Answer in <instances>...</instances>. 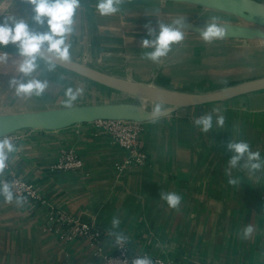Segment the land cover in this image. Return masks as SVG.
<instances>
[{"label": "crops", "instance_id": "1", "mask_svg": "<svg viewBox=\"0 0 264 264\" xmlns=\"http://www.w3.org/2000/svg\"><path fill=\"white\" fill-rule=\"evenodd\" d=\"M126 1L122 0L118 13L94 18L92 10L99 13L96 7L88 8L89 3L83 6L86 0H80L68 43L80 39L87 55L101 58L102 65L125 68L122 75L149 80V85L162 91L184 89L185 93H178L182 96L225 90L264 78V21L250 12L221 3L224 0ZM252 1L264 9V0ZM175 3H197L207 18L204 26L216 17L226 36L205 42L200 37L204 26L194 27L191 21H184L186 33L181 46H172L166 57L154 63L144 58L151 49L142 48V41L149 38V30L159 31V22L174 19L170 13L165 19L146 18L147 13ZM29 12L32 17L33 11ZM30 29L45 30L32 22ZM13 47L0 49L8 57L7 63L0 61V117L67 109L62 106L61 85L69 81L83 90L74 108L110 104L143 111L151 119L140 134L148 164L123 171L115 168L125 152L88 123L17 131L19 141L15 145L19 151L10 158V168L36 185L45 204L30 202L19 207L0 197V264H101L97 250L87 240L65 243L51 233L48 223L52 210L106 233L122 232L131 253L175 264H264V169L255 174L230 169L232 154L226 148L230 139L243 140L264 158V90L222 101L175 106L159 100L144 101L119 90L110 93L100 83L83 81L59 68L48 71L46 61L40 58L33 78L47 79L48 90L41 97L25 100L14 96L15 89L9 87L12 79H24L16 71L20 62L17 51H9ZM157 102L165 111L153 117ZM210 112L213 128L203 133L193 118ZM218 114L225 117L223 127L215 124ZM68 151L81 160V168L53 171L52 165ZM229 174L240 183L230 185ZM0 179L7 180L6 172ZM160 192L181 194L180 210L170 209L159 198ZM113 217L120 220L115 230L111 227ZM248 224L254 231L250 238L242 239ZM109 245L104 243L105 249Z\"/></svg>", "mask_w": 264, "mask_h": 264}, {"label": "clouds", "instance_id": "2", "mask_svg": "<svg viewBox=\"0 0 264 264\" xmlns=\"http://www.w3.org/2000/svg\"><path fill=\"white\" fill-rule=\"evenodd\" d=\"M22 3L31 5L34 15L31 22L38 28H45L43 32L31 30L29 23L25 22L24 16L8 15L0 22V49H5L9 45H13L17 49L19 64L17 72L24 79H12L9 87L15 89L18 97L31 98L41 97L48 90V80L33 78V74L38 70V59L42 56V51L46 52L51 59L46 58L47 70L53 71L56 68L54 60L68 62L71 60V45L68 43V36L73 31L74 16L77 9L81 6L80 0H21ZM122 0H97L96 9L101 16H110L120 11ZM185 19H176L171 23H160L159 31H148V39L142 41V48L151 49L144 53V58L154 63L159 62L166 57L171 51L173 45L181 43L185 39V31L182 27ZM212 22L206 21L204 28L201 30L200 37L205 42L223 39L226 36L225 28L216 23L217 18L212 17ZM154 37V38H153ZM7 54L0 53V61L7 63ZM82 89L68 86L65 90L64 107L71 108L73 103L82 94ZM164 106L157 102L153 108L151 115L159 117L164 114ZM220 113L219 109L214 110ZM213 113H207L193 118L194 125L203 133H209L213 128ZM225 117L218 114L215 117L217 127H223ZM227 151L231 153L228 160L230 169L240 168L247 170L249 174L264 169V158L261 157L259 151H252L250 144L246 141H232L226 144ZM19 149L8 138L0 137V177L3 176L5 170L9 167L10 158ZM228 183L236 186L240 183L238 178H232L229 174ZM0 197L8 203L13 201L19 207H23L27 200L23 196H17L13 192L12 184L0 179ZM159 198L166 202L170 209L179 211L182 202V195L176 192H160ZM120 220L113 217L111 227L113 230L118 229ZM254 229L248 224L242 233V239L251 237ZM108 235L114 237L117 245L126 243V236L122 232L109 231ZM123 249V248H121ZM128 264V262H124ZM131 264H154L149 256H137L131 260ZM158 264V262H157Z\"/></svg>", "mask_w": 264, "mask_h": 264}, {"label": "built area", "instance_id": "3", "mask_svg": "<svg viewBox=\"0 0 264 264\" xmlns=\"http://www.w3.org/2000/svg\"><path fill=\"white\" fill-rule=\"evenodd\" d=\"M145 122L138 120H96L88 124L109 137L112 143L125 152L123 161L115 168L117 171H123L127 167H140L148 164L147 153L140 143V134ZM15 135L16 132L3 137L16 144L19 137ZM81 166V160L73 152L68 151L60 156L59 161L52 165L51 169L53 171H76ZM5 172L7 174L6 181L12 184L15 195L23 196L27 203L45 204L42 194L34 183L20 177L10 168V165ZM48 224L51 233L62 242L70 243L77 239L87 240L89 245L97 250L95 255L101 264H124V262L131 264V260L137 256H149L154 264L157 262L158 264H175L172 261L152 257L148 254L131 253L127 247V242L123 245H117L114 237L109 236L108 233L101 231L91 223L76 221L61 211L52 210ZM104 243L110 244L108 249H105Z\"/></svg>", "mask_w": 264, "mask_h": 264}, {"label": "water", "instance_id": "4", "mask_svg": "<svg viewBox=\"0 0 264 264\" xmlns=\"http://www.w3.org/2000/svg\"><path fill=\"white\" fill-rule=\"evenodd\" d=\"M221 3L230 4L237 9L250 12L256 18L264 21V9L252 0H224ZM41 58H43L44 60H46V58L51 59V57H49L48 54L43 51ZM54 63L66 70L72 71L76 74H79L80 76L87 77L90 80L102 85H113L114 88H117L119 91L127 93L129 95H133L141 100L165 101L170 102L175 106H192L222 101L264 89V78H260L235 87H231L229 89L192 95L189 101L185 103H179L169 98L160 97L158 95L142 97L140 95H137L134 91L128 90L122 86L115 85L112 80L116 78H111L106 75L90 71L70 62H61L59 60H54ZM149 119H151V116L147 115L143 111L134 112L132 109L110 104L85 108L47 109L46 111L42 112L36 111L33 113H21L0 117V137L27 128H63L74 124H87L96 120L147 121Z\"/></svg>", "mask_w": 264, "mask_h": 264}, {"label": "rangeland", "instance_id": "5", "mask_svg": "<svg viewBox=\"0 0 264 264\" xmlns=\"http://www.w3.org/2000/svg\"><path fill=\"white\" fill-rule=\"evenodd\" d=\"M132 0H127L126 2H131ZM152 3H155L157 4V2H159L158 0H150ZM157 1V2H156ZM165 1V0H164ZM9 3V4H6V5H3L4 3ZM96 2L97 0H86V2H82L83 3V6L86 5V3H89V5L87 6L88 8L90 7H96ZM167 2V0H166ZM176 5H169L166 6V8H156L157 11H154L152 13H147V17L146 18H150V17H156V16H159L160 18L162 19H165V14L167 15L168 13L170 14H173L172 18L174 20L176 19H183L185 16V20L186 21V24L188 22L191 21L192 23V26L194 27H199V26H204V10H201L199 9V7L195 6V5H198L197 3H195V5L192 6V4H186V5H183L182 3H175ZM172 7V8H171ZM29 11H32V7L31 5H27V4H24L21 2V0H0V22H2L8 15H11V16H21L23 17L24 16V19H25V22L26 23H29V26H31V21L29 19H31V13ZM94 13H93V16L94 18H99L101 17V15L99 13H96L94 11V9L92 10ZM129 15V14H127ZM134 15V14H133ZM152 15V16H151ZM129 16H132V15H129ZM190 16V18H189ZM103 17H106V16H103ZM133 17V16H132ZM201 18V24L199 25V20ZM189 19V20H188ZM161 20V19H159ZM205 20H207V18H205ZM209 21V19H208ZM211 23V22H209ZM155 24L151 23V26H154ZM183 26V25H182ZM188 37V36H187ZM80 40V39H79ZM77 40V41H73V42H70L69 41V44L71 45V49H70V52L76 54L74 57H71V60L68 61L70 63H73V64H76L82 68H85V69H88L90 71H94V72H97V73H100L102 75H106L108 77H111V78H116V79H120V80H126V81H130L132 83H136V84H140V85H149L150 84V81L149 80H145V81H139V79H137L136 77H133V76H126V75H122V73L125 72V68H118L116 66H113V67H110V66H105V65H102V62L104 60H101V58H93V57H89V55H87V50H86V45L85 44H82L80 45V41ZM178 46H181L180 44H178ZM173 47L176 49L177 48V44L176 45H173ZM9 51H17L16 47H13L11 49H9ZM40 59V58H39ZM43 59V58H41ZM46 61V60H45ZM108 61V60H107ZM106 62V61H105ZM163 63V62H162ZM162 63H159V64H162ZM115 64H116V61H115ZM56 68H59V69H62L63 71H66L67 74H73V76H78L80 77L83 81H85L86 79H89L87 77H84V76H80L79 74H76L72 71H69V70H66L64 69L63 67L59 66L56 64ZM121 73V74H119ZM110 74H118L116 76H111ZM97 83V82H96ZM100 85L101 87H105V89H107V91H109L110 93L112 92H118V89L117 88H114L113 85H106L104 84L102 86V84H98ZM152 85V84H151ZM62 104H64V101H65V90L68 86H72V87H75L74 86V83L73 82H69V81H63L62 83ZM154 86V85H153ZM264 90V89H263ZM172 91H177V92H182V93H185V90L184 89H178V90H172ZM8 95H12L13 93L12 92H7ZM16 94H14L15 96ZM27 98H25L26 100ZM14 100V98L12 99V101ZM146 101V100H144ZM76 102V101H75ZM75 102L73 103V106H75ZM63 106V105H62ZM71 107V108H74V107ZM83 108H85L83 106ZM70 109V108H69ZM47 110V109H46ZM45 109L44 110H39L37 112H42V111H46Z\"/></svg>", "mask_w": 264, "mask_h": 264}, {"label": "bare ground", "instance_id": "6", "mask_svg": "<svg viewBox=\"0 0 264 264\" xmlns=\"http://www.w3.org/2000/svg\"><path fill=\"white\" fill-rule=\"evenodd\" d=\"M112 82L115 85L122 86L128 90L134 91L137 95H140L142 97L143 96L148 97V96L158 95L160 97L169 98V99L176 101V102H179V103H185V102L189 101V99L191 98V96H187V95L182 96V95L178 94L179 92L173 93L174 91L173 92L162 91L160 89L153 87L152 85H140V84L132 83L130 81L118 80V79H113Z\"/></svg>", "mask_w": 264, "mask_h": 264}]
</instances>
